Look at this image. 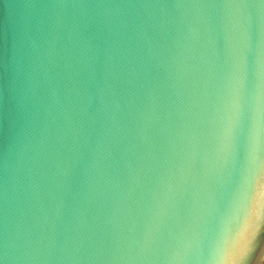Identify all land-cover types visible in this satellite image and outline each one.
<instances>
[{
	"label": "water",
	"instance_id": "95a60500",
	"mask_svg": "<svg viewBox=\"0 0 264 264\" xmlns=\"http://www.w3.org/2000/svg\"><path fill=\"white\" fill-rule=\"evenodd\" d=\"M250 137L262 0H0L3 264H264Z\"/></svg>",
	"mask_w": 264,
	"mask_h": 264
},
{
	"label": "snow or ice",
	"instance_id": "6c2138e0",
	"mask_svg": "<svg viewBox=\"0 0 264 264\" xmlns=\"http://www.w3.org/2000/svg\"><path fill=\"white\" fill-rule=\"evenodd\" d=\"M264 2V0H262ZM242 97H243V80L236 78L231 91L229 116L222 133L221 148L228 153L226 163L234 168L237 164V147L236 136L237 129L242 126ZM251 150L246 164L241 168V176L244 180H255L256 188H264V156L257 152V141L255 137H250ZM230 175V173H229ZM0 264L3 261L0 260Z\"/></svg>",
	"mask_w": 264,
	"mask_h": 264
}]
</instances>
